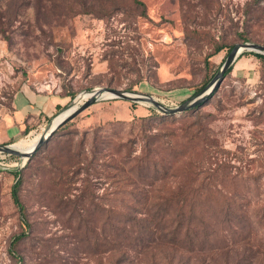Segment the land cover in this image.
<instances>
[{
  "label": "rangeland",
  "instance_id": "374dc122",
  "mask_svg": "<svg viewBox=\"0 0 264 264\" xmlns=\"http://www.w3.org/2000/svg\"><path fill=\"white\" fill-rule=\"evenodd\" d=\"M86 1L95 12L81 11L79 0H40V11L36 0H22L17 15H10L13 5L1 1L6 16L0 18V117L11 109V97L23 85L67 95L68 103L95 87H130L176 106L215 75L228 45L242 42L241 37L264 44V0H140L144 6L133 0ZM214 40L227 46L210 56L206 67L204 59ZM117 99L100 98L88 105L29 158L0 151V264H111L104 240L93 235L92 226L98 231L101 227L99 208L70 200L86 183L90 164L88 178L100 206L101 195L116 188L118 179L111 177L118 172L116 166L127 168L126 154L137 155L147 139L155 144L189 143L187 132L198 129L200 138L193 143L202 138L213 154L210 161H223L231 172L247 178L256 186L248 194L251 202L264 204V59L251 53L237 56L199 106L200 127L192 124L188 111L177 113L173 121L162 120L152 105L128 100L120 104L143 115L105 116L125 109L112 106ZM50 119L36 121L31 131L0 144L39 138ZM95 148L98 158L92 159ZM13 170L22 176L24 215L11 197ZM175 180L173 176L169 182ZM253 223V238H261L262 220ZM21 233L24 237L10 253V241ZM166 249L154 245L131 251L122 264H234L237 257L236 250L227 248L204 259L185 251L172 259ZM239 264L255 263L242 259Z\"/></svg>",
  "mask_w": 264,
  "mask_h": 264
},
{
  "label": "trees",
  "instance_id": "16d2710c",
  "mask_svg": "<svg viewBox=\"0 0 264 264\" xmlns=\"http://www.w3.org/2000/svg\"><path fill=\"white\" fill-rule=\"evenodd\" d=\"M1 1L0 18L6 16V10L1 8ZM6 1L11 7L13 5L10 15H17L18 5L22 0ZM79 1L81 11L95 12L91 3L86 0ZM133 2L144 6L140 0ZM35 5L40 11L42 6L40 0H36ZM119 5L113 9L120 8ZM0 32L4 33V30L0 28ZM241 38L243 41L247 40L245 37ZM212 45V50L204 59L206 67L208 58L227 46L215 40ZM228 48L230 50L232 46L228 45ZM247 53L264 59V54L254 51H243L239 55ZM231 69L232 65L224 75ZM140 80L139 77L137 82ZM202 87L198 88V91ZM214 91L215 89L209 97ZM73 96L70 95L71 98ZM186 111L193 116L192 124L200 127L203 114L199 106ZM160 117L162 120H174V115L161 113ZM141 119L145 121L149 118ZM190 125L182 128V135ZM187 133L186 140L189 143L166 142L164 145L155 144V141L150 142L147 139L137 155L126 154L127 158H124V161L129 165L127 168L116 166L118 172L111 176L118 179L115 181L116 188L101 195L104 201L100 206L95 203L98 195L91 188L88 178L89 164L83 179L86 183L70 201L75 205H82L83 201H88L89 205H93V209L99 208L102 213L101 227L98 231L96 226H92L93 235L104 240L111 264H122L130 259L131 251L137 252L154 245L165 246L167 254H170L172 259L176 253L182 254L183 251L190 256L197 255L204 259L206 255L211 256L216 251L232 248L237 252L234 264H239L242 259H247L248 263L251 261L255 264H264V232L261 238H253L252 234L255 229L253 219L262 220L264 226V204L257 205L251 202L248 194L253 184L247 178L231 172L230 166L225 162L221 161L219 164L210 161L213 155L210 146L201 142L202 138L198 144L193 143L199 137L198 129ZM198 149L199 152H196ZM97 153V148L93 149L92 159L97 157ZM118 159L115 158L116 161ZM11 172L15 177L11 197L23 214V205L19 198L21 172L19 170ZM173 176L177 180L169 182ZM93 209L86 208L87 211ZM79 215L83 222L80 213ZM84 219L89 221L88 216ZM23 237L24 233L13 236L9 246L10 253L15 252L17 243ZM202 262L204 263V261L200 263ZM224 263L228 264V261Z\"/></svg>",
  "mask_w": 264,
  "mask_h": 264
},
{
  "label": "water",
  "instance_id": "95a60500",
  "mask_svg": "<svg viewBox=\"0 0 264 264\" xmlns=\"http://www.w3.org/2000/svg\"><path fill=\"white\" fill-rule=\"evenodd\" d=\"M243 51H254L257 53L264 54V44L251 41L235 43L229 50L227 56L225 57L224 61L222 62L215 75L196 94L183 100L176 106H167L163 102L159 101L154 96L148 93H142L139 91H129L112 87H95L86 93H80L76 97H74L72 101L67 104V106L69 107H64L66 109L73 107V109L68 112L58 123H56L50 128V124L54 119L51 118L48 126L38 138L31 151L26 152L19 150L13 144H0V151L8 154L18 155L20 157L29 158L33 154V152H35V150L40 145H42L61 124L71 119L81 110L86 108L88 105L96 102L100 98H119L132 102L147 103L149 105H152L160 113L165 115H176L179 112L189 110L196 106H200L209 97L211 92L220 84L221 80L223 79L224 73L233 64L237 56H239V54ZM85 95H88L86 100L80 106H78L76 102H78Z\"/></svg>",
  "mask_w": 264,
  "mask_h": 264
},
{
  "label": "crops",
  "instance_id": "0c3cea01",
  "mask_svg": "<svg viewBox=\"0 0 264 264\" xmlns=\"http://www.w3.org/2000/svg\"><path fill=\"white\" fill-rule=\"evenodd\" d=\"M112 106L121 105L125 109L119 114L109 111L107 117H132L143 115L138 109H133L125 100H114ZM68 104L67 95L50 93L40 89H32L23 85L17 89L10 101L11 109L0 117V142L17 139L20 134L32 130L34 122L42 123L53 117L59 110H63Z\"/></svg>",
  "mask_w": 264,
  "mask_h": 264
},
{
  "label": "bare ground",
  "instance_id": "6f19581e",
  "mask_svg": "<svg viewBox=\"0 0 264 264\" xmlns=\"http://www.w3.org/2000/svg\"><path fill=\"white\" fill-rule=\"evenodd\" d=\"M88 95H85L84 97H87ZM73 109V107H70L66 110H63L61 113L56 115L50 124V128L54 126L56 123H58L68 112H70ZM38 139V136H34L32 139H27V140H22L19 141L18 143L13 144L17 149L29 152L33 149L36 141ZM25 158V157H24Z\"/></svg>",
  "mask_w": 264,
  "mask_h": 264
}]
</instances>
